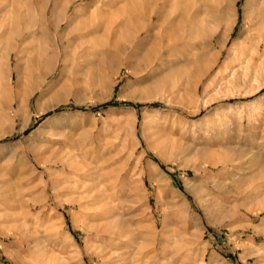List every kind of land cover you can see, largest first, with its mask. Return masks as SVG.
<instances>
[{"label": "rangeland", "instance_id": "1", "mask_svg": "<svg viewBox=\"0 0 264 264\" xmlns=\"http://www.w3.org/2000/svg\"><path fill=\"white\" fill-rule=\"evenodd\" d=\"M93 1L70 0L54 30L49 0L47 44L29 34L24 9L0 0V82L11 94H0V264H264V45L253 50L264 27L252 6L184 0L164 29L177 30L174 39L144 56L158 33L152 21L114 57L117 42L128 44L121 33L134 5L110 0L97 32L68 46L85 47L78 81L67 70L60 79L59 35L90 20ZM238 40L252 42L248 64L232 60ZM43 46L54 69L25 113L12 94L39 79ZM107 223L119 237L103 232Z\"/></svg>", "mask_w": 264, "mask_h": 264}, {"label": "bare ground", "instance_id": "2", "mask_svg": "<svg viewBox=\"0 0 264 264\" xmlns=\"http://www.w3.org/2000/svg\"><path fill=\"white\" fill-rule=\"evenodd\" d=\"M22 1H24V5H23V8L21 6V3ZM48 1L49 0H37V2L35 3L34 5V2L33 0H4V4L5 6L7 5H11L12 7V11H15V12H18V15H20V11H22L24 9V13H22V18L26 23L24 24H27V26L30 27V32L29 34L30 35H34L36 33H41L43 34L46 38H47V44L50 42L48 39H49V35H47L46 31H44V26H43V22H42V16H45L44 15V12L45 11V8L47 7V4H48ZM70 0H56L55 2V5L53 6V9H52V13H51V26H53L54 30H57L58 26L60 25L61 21H62V17H63V14H64V11L66 10V7H67V4ZM94 1H97L98 3L95 4V8L94 10L92 11L91 13V19L90 20H81L79 21L74 27L68 29L65 33H63L62 35H59V40H66L67 41V45H66V48L64 50V55L65 57L63 58V67L61 69V73H60V79L64 77V75L66 74V70L68 72L71 73V78L70 77H67V78H70L72 79V81H76L77 79V76L78 78L80 77V73L78 74L79 72V63H78V59H80L81 57H83V51L85 49V47L83 48V43L78 45L73 49V50H70L68 49V46L71 44V42L77 38H82L84 37L85 35H88L92 32H97V30L99 29V26H100V21H99V17H100V14H102V12L106 11L107 9H105V7L109 4L110 0H94ZM93 1V2H94ZM130 3L132 2L133 3V8L132 10L129 12V28L128 26L125 24V28H124V31H122L121 35L125 34L124 35V38L127 40L128 44H127L125 47L121 44H115V48H116V51L112 53V55L115 57V56H118L119 57V54L118 52L119 51H125L127 48H129L130 45H132L131 43L133 42L134 38L136 36H138L142 30L145 28V26H148V24H150L152 21H153V26L151 29H154V28H157L158 30V33L155 34L156 32H152L150 34H148V38H153V42L150 46H148V49L146 47V52H145V55L144 56H151L153 53H156L158 50H160L161 48V43L164 41L165 38H168V40H172L174 39V37L172 36L174 33L176 36V31L174 29L170 30V33L167 34V32H164V29L167 27L169 28V26L172 25V23L174 22V20L172 19V17L170 16L172 13H174L176 10H178L180 8V5L182 4V2L184 0H128ZM92 2V3H93ZM91 3V2H90ZM172 3V4H171ZM246 5H251L252 6V9H253V12H252V17L254 19V21L256 23H258L261 28L264 27V0H247V3ZM132 6V5H131ZM168 6H171V10H167V7ZM7 8V7H6ZM87 8V7H85ZM84 8V9H85ZM10 10V8H8ZM86 11L83 12V14H86L85 13ZM82 14V13H81ZM9 15V14H8ZM143 15V19L145 20L144 23H142L140 21V16ZM10 16V15H9ZM107 16V15H106ZM173 17L174 14L172 15ZM39 17L41 19L40 21V25L38 26V23H37V27L36 29L33 28V22L34 20H36V18ZM50 17V16H49ZM48 17V19H49ZM79 17V16H78ZM171 17V18H170ZM177 18V16H176ZM89 19V17H88ZM172 19V20H170ZM179 19V18H178ZM38 20V18H37ZM64 20V19H63ZM142 20V19H141ZM181 20V19H180ZM73 21V20H72ZM71 21H69L70 23ZM177 22V21H176ZM179 22V21H178ZM177 22V23H178ZM68 23V24H69ZM183 23V22H182ZM22 24V23H21ZM9 25V24H8ZM6 25V29L5 31L7 32L8 34V38L9 36L11 35V31H15V28H13L12 26H8ZM46 26V25H45ZM131 26H134L135 29H131ZM26 27V25H25ZM24 27V28H25ZM71 27V26H70ZM113 27V26H112ZM21 28V27H20ZM110 28H111V25H110ZM176 28V27H175ZM257 28V27H256ZM27 29V28H26ZM25 29V30H26ZM29 29V28H28ZM112 29V28H111ZM110 29V30H111ZM179 29V27H178ZM23 30V29H22ZM21 30V31H22ZM174 30V31H173ZM168 31V29L166 30ZM19 32V31H18ZM174 32V33H172ZM6 34V33H5ZM20 34V33H19ZM181 35V34H180ZM42 36V35H41ZM15 37V35H14ZM119 37V36H118ZM178 37V35H177ZM45 38H43L44 40ZM150 39V41H151ZM148 40V39H147ZM49 41V42H48ZM241 41V40H240ZM239 40L237 42L234 43V55H233V61H236V65H237V62L238 63H242V62H247V64L249 63V61L252 59V57L254 56V52L252 53L250 48H252V42L250 40H244L243 42H240ZM259 41H262L263 43L259 42ZM257 43L254 44V47H253V50H257L261 44L264 45V39L263 40H259ZM44 42V41H43ZM115 42V41H113ZM145 42V40L142 41L141 44H143ZM10 43H12V41H10ZM123 43V41H122ZM151 43V42H150ZM54 44H55V48H57V42L54 41ZM73 44V43H72ZM161 44V45H160ZM113 45V44H112ZM52 46V45H51ZM180 47V46H179ZM43 50H42V53H40V58H36L34 60V65L37 66V68L39 69V79H33L32 81L29 80L28 78V82L20 85L19 89L14 93L12 94L13 97L14 95L18 98V110L27 113L26 110H28V102H29V97L34 93V91L40 86V83L52 72V70L54 69V60L56 58V54L54 55V52L51 51V52H48L47 51V48H45V46H43ZM83 49V51H82ZM114 49V48H112ZM125 49V50H124ZM10 51H11V46L8 44V42L6 43V46H5V52H7V54H5L7 57L9 56L10 54ZM86 51V50H85ZM112 51V50H111ZM114 51V50H113ZM162 51V49H161ZM164 51V50H163ZM251 52V53H250ZM59 53V51H58ZM88 53V52H87ZM109 53V52H108ZM256 53V52H255ZM143 54V53H142ZM141 54V55H142ZM158 54V53H157ZM160 54V53H159ZM250 57H249V56ZM248 56V58H247ZM170 57V56H168ZM166 56V62H169L170 64H173L174 62H176V59H174L175 61H173L171 58H168ZM232 57V56H231ZM88 58V57H87ZM163 58V57H162ZM165 58V57H164ZM163 58V59H164ZM251 58V59H250ZM82 59V58H81ZM103 59V58H102ZM108 59V58H107ZM119 59V58H117ZM162 59V61L159 63V66H161V64L164 62ZM93 60V59H92ZM109 60V59H108ZM161 60V59H160ZM159 60V61H160ZM72 63V65H68V63ZM83 61V60H82ZM106 61V59H105ZM157 61V60H156ZM192 61V60H191ZM229 61V60H228ZM85 62V61H84ZM114 62V61H113ZM129 61H127L128 63ZM251 62V61H250ZM4 63V62H3ZM86 63V62H85ZM193 65V64H191ZM102 66V64H101ZM158 66V67H159ZM167 66V65H166ZM175 66V65H174ZM235 66V65H233ZM232 66V67H233ZM1 67V65H0ZM103 67V66H102ZM101 67V68H102ZM156 67V69L158 68ZM98 68V69H97ZM100 68V69H101ZM97 70H99V67L97 66L96 67ZM103 69V68H102ZM189 69V68H188ZM183 68H178L176 72H178L179 74H182L183 72ZM234 70V69H232ZM1 71L0 70V74H1ZM226 71V70H225ZM83 72V71H82ZM155 72V71H154ZM106 73V72H105ZM131 73L135 75L136 71L135 70H131ZM173 73V72H172ZM229 73V72H228ZM138 74V73H137ZM150 74V72H149ZM231 74V73H230ZM33 75V74H32ZM146 75V74H145ZM148 75V74H147ZM146 75V76H147ZM183 75V74H182ZM90 76V75H89ZM150 77V76H149ZM82 78V77H81ZM80 78V79H81ZM137 79L141 78V77H136ZM145 78V77H142V79ZM4 79V78H3ZM78 81V79H77ZM76 81V82H77ZM81 81V80H79ZM140 81V80H138ZM4 82V81H3ZM0 82L2 83L0 85V94H4L7 96L8 95H11L10 93H8L6 90L8 88V81L5 80V82ZM163 82V81H162ZM162 82L160 83H157V86H161ZM74 84V83H73ZM78 84V83H76ZM75 85V84H74ZM1 94V95H2ZM12 100V98H9V100ZM8 100V101H9ZM38 110L40 111L41 109L38 108ZM24 115V114H23ZM22 115V116H23ZM26 116V115H25ZM2 122V118H0V123ZM24 122V121H22ZM21 122V123H22ZM5 132H3L1 135H4ZM30 151H32L33 149L32 148H29ZM35 150V149H34ZM63 160V159H61ZM64 162V167H69V168H73V169H76L77 167L73 164L72 165V162L69 161V158H64L63 160ZM58 175V174H56ZM60 176V175H59ZM79 177H82V175H77ZM88 176V175H87ZM62 177V176H61ZM66 179V178H65ZM64 179V180H65ZM62 180V179H61ZM61 181L62 183L64 182ZM81 180V179H80ZM60 182V183H61ZM57 183V182H56ZM59 183V181H58ZM80 183H83L81 184L80 186H82L83 188H86L88 186H91L93 189H94V192H92L93 194L91 195V197L93 199L96 200V198L99 197V191H97V189L95 190L96 187L93 186V184L91 185H87L85 182H80ZM78 184V183H77ZM60 185V184H59ZM79 186V185H78ZM89 189V188H88ZM87 191H90L91 189H89ZM86 190V189H85ZM93 191V190H92ZM97 191V192H96ZM101 197V196H100ZM101 199V198H100ZM264 207V206H263ZM110 216V215H109ZM105 218V216H104ZM97 229V228H96ZM97 231V230H96ZM100 231V230H99ZM103 232H107L108 234H111L112 236L116 237L118 235L117 233V230L113 227V225H110L109 226V223H107L106 227L103 229ZM98 233V232H97ZM121 233V232H120ZM124 234V233H123ZM116 235V236H115ZM111 236V237H112ZM102 249V248H101ZM111 250V249H110ZM247 250V249H246ZM109 253V252H108ZM244 253V252H243ZM246 253V252H245ZM112 254V252H111ZM251 255V254H250ZM103 257V256H102ZM130 264H133V263H130ZM138 264V263H137ZM139 264H143V260L140 259L139 261ZM146 264V263H145Z\"/></svg>", "mask_w": 264, "mask_h": 264}]
</instances>
